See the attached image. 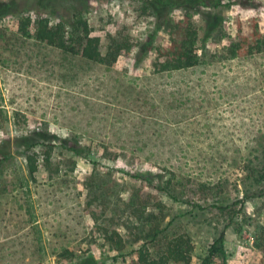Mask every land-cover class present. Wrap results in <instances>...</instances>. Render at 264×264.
Here are the masks:
<instances>
[{
  "label": "rangeland",
  "instance_id": "obj_1",
  "mask_svg": "<svg viewBox=\"0 0 264 264\" xmlns=\"http://www.w3.org/2000/svg\"><path fill=\"white\" fill-rule=\"evenodd\" d=\"M12 1L0 0V142L12 143L0 264H143L140 250L159 264H224L208 258L221 236L228 264H264V51L224 56L255 24L264 32V0H201L199 37L222 25L197 43L196 66L163 72L146 44L167 45L171 28L157 29L145 0L87 1L102 54L122 48L112 66L24 37L22 16L2 15ZM46 128L54 147L34 149L32 177L16 138ZM170 180L179 201L156 188ZM178 244L188 262L168 255Z\"/></svg>",
  "mask_w": 264,
  "mask_h": 264
},
{
  "label": "trees",
  "instance_id": "obj_2",
  "mask_svg": "<svg viewBox=\"0 0 264 264\" xmlns=\"http://www.w3.org/2000/svg\"><path fill=\"white\" fill-rule=\"evenodd\" d=\"M87 1L89 0H16L10 2L2 15L22 16L18 30L26 38H32L39 43L53 46L66 53L80 55L89 61L112 66L117 61L122 48L118 45L113 47L106 55L102 54L100 38L92 34V30L84 18V13L89 10ZM201 3V0H145L146 8L151 11L157 20V29L161 30L166 26L171 28V38L167 45L155 47L152 44L154 37L151 38V42L146 44L147 52L154 50L157 54V62L155 63L157 71L189 69L200 62L201 54L197 43L202 42L205 46L208 38L223 22L221 18H216V20L213 19V21L207 23L204 28V36L200 38L196 29L192 27L191 12L200 13V10L194 9ZM209 3L215 8L220 5L219 0H209ZM176 9L186 11V16L177 22L171 16ZM6 11L7 13H5ZM52 18L56 21L52 22ZM32 23L34 24L33 31L30 29ZM262 51H264V32L262 33L258 24H255L249 36L240 40H232L230 44L225 46L224 56L234 58L258 54ZM53 138L54 136L48 132L47 128L33 130L16 138L15 149H19L24 154L28 171L32 177L39 170V158L34 149L38 145L45 148L54 147L51 142ZM67 143H69L68 140H65L64 146L67 147ZM69 150L79 157L83 155V147L76 139L69 146ZM11 157L12 143L9 140L0 142L1 161L8 160ZM46 160L49 161V156ZM156 188L165 192L173 200H180L175 194L171 180L168 182L167 187L157 186ZM107 239L112 240V234H108ZM119 243L121 246V240H119ZM223 243L224 238L221 236L208 250V258L220 257L223 259L224 264H228ZM180 244L170 248L168 255L176 260L188 262L189 256L179 248L181 247ZM120 246L118 245L117 248L120 249ZM140 259H142L143 264H159V262L148 260L142 250H140ZM80 264H95V259L93 256H89L82 260Z\"/></svg>",
  "mask_w": 264,
  "mask_h": 264
}]
</instances>
